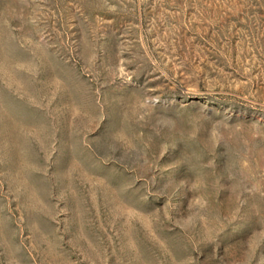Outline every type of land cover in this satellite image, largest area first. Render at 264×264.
Segmentation results:
<instances>
[{"label": "rangeland", "instance_id": "obj_1", "mask_svg": "<svg viewBox=\"0 0 264 264\" xmlns=\"http://www.w3.org/2000/svg\"><path fill=\"white\" fill-rule=\"evenodd\" d=\"M0 264H264V0H0Z\"/></svg>", "mask_w": 264, "mask_h": 264}]
</instances>
